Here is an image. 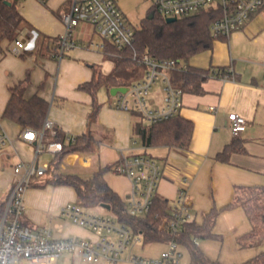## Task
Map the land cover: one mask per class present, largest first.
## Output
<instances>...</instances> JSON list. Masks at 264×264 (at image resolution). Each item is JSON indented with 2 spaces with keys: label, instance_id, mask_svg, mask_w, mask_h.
Segmentation results:
<instances>
[{
  "label": "crops",
  "instance_id": "0c3cea01",
  "mask_svg": "<svg viewBox=\"0 0 264 264\" xmlns=\"http://www.w3.org/2000/svg\"><path fill=\"white\" fill-rule=\"evenodd\" d=\"M71 4L72 0H22L20 12L31 29L43 37L42 45L31 49V53L16 55L11 52L13 43H5L0 51V121L12 139V144L2 154L0 202L6 199L13 184V167L19 162L32 161L35 155L34 145L20 137L23 128L2 118L10 98L9 88L28 75L30 84L27 96L39 92L50 102L48 118L55 128L67 137L91 133L99 144L95 152L65 155L57 171L61 175L89 179L101 168H112L122 155L148 154L162 160L164 176L157 194L168 200L169 205L177 197L180 178L185 174L192 177L189 191L198 223L214 206L221 208L231 203L237 186L264 185V11L255 15L228 40H215L212 49L190 60L189 64L195 68L222 69L224 73L232 70V73L228 74L231 79L226 81L220 77L207 79L202 85L204 92L201 94L184 93L180 115L194 122V133L190 148L181 150L144 145L135 131L140 121L137 113L116 110V96L106 87L98 92L100 108L93 116L92 97L78 90V86L92 79L93 66L103 74H110L116 56L92 48H66L61 54L63 44L57 47L58 43L49 42V39L59 40L65 36L67 28L61 17L70 10ZM26 33L20 37L23 38ZM98 36L101 38L93 25L80 22L68 41L102 44L103 39L98 40ZM240 46H243L242 52ZM57 49L58 53H55ZM43 83L44 87L39 89ZM162 88L159 82L151 90V100L155 106L162 103ZM210 107L215 110L211 111ZM232 112L247 120V128L240 135L246 141L247 152L233 154L228 163H221L215 160V156L234 139L228 123V115ZM254 132L260 133L257 139L253 138ZM53 157L52 154L51 160ZM48 177L46 174L27 191L24 222L49 229L56 239L97 240L98 236L93 231L60 214L66 204L77 203L75 189L66 185L44 184L43 180ZM105 178L110 187L127 202L131 191L130 180L111 170ZM224 219L229 221V228L223 232L219 224ZM249 230L250 223L241 208L227 210L220 214L215 226V232L223 236V241L203 240L198 246L211 260L220 264H242L264 252V245L256 249L238 246L237 236ZM164 249L165 244L137 243L121 256L118 264H132L131 257L134 255L157 258ZM180 249L181 264H191L189 252L185 248ZM64 255L51 264H81V260L84 261L80 256L71 254V258H66ZM20 264L35 263L24 259Z\"/></svg>",
  "mask_w": 264,
  "mask_h": 264
},
{
  "label": "built area",
  "instance_id": "2783aa9c",
  "mask_svg": "<svg viewBox=\"0 0 264 264\" xmlns=\"http://www.w3.org/2000/svg\"><path fill=\"white\" fill-rule=\"evenodd\" d=\"M153 10L166 18H184L202 11L219 10L221 17L211 25L214 36L229 38L233 33L243 29L247 23L264 7V0H152ZM62 21L67 31L63 37V49L92 48L103 51L105 42L110 41L118 48L131 45L135 39V29L127 24L126 18L116 0H72L69 11L62 14ZM84 22L94 26L103 39L102 44L77 43L68 41L73 29ZM39 33L31 30L26 36L13 42L11 52L20 55L24 51L34 49ZM137 61L147 67L139 81L130 86L126 93H117L114 108L126 113H137L145 124L159 123L180 115L183 106L184 91L174 86L170 72L186 69L185 63L178 60H154L148 55ZM264 65V60H263ZM214 73L224 81L231 79L228 74ZM232 75V74H231ZM161 82L163 98L159 106L151 100V90ZM264 87V82H263ZM214 111V107H210ZM229 128L234 137H239L247 128V120L232 112L228 115ZM46 131L55 133V126L48 118L41 130L24 128L20 137L34 145L35 155L30 162H19L13 167L14 181L6 197V206L0 218V264H19L21 260H29L35 264H51L63 254L80 256L85 262L97 264H118L121 256L137 243L141 236L135 235L131 228L118 221L114 214L98 215L85 209L78 203L66 204L61 208V216L93 231L98 239H56L47 228L26 224L23 220L27 191L47 174L49 164H40L39 158L44 153L57 155L62 153L63 145L59 142L46 143ZM75 137H67L73 142ZM12 144V139L0 121V169L4 149ZM114 174L127 177L131 182V191L127 199L130 216L147 215L158 195V187L164 176L163 165L148 154L133 156L122 155L111 168ZM192 177L183 175L179 180L177 197L169 206V216L164 218L161 228L177 235L185 227L195 221L194 203L190 195ZM182 251L176 240L165 244V249L157 258L134 255L132 264H181Z\"/></svg>",
  "mask_w": 264,
  "mask_h": 264
},
{
  "label": "trees",
  "instance_id": "16d2710c",
  "mask_svg": "<svg viewBox=\"0 0 264 264\" xmlns=\"http://www.w3.org/2000/svg\"><path fill=\"white\" fill-rule=\"evenodd\" d=\"M22 0H0V51L5 43L11 44L24 32L31 31L29 23L20 12ZM264 11V7L262 8ZM58 13V12H57ZM221 17L220 11L208 10L178 18L168 23L167 18L152 9L135 29L134 42L124 48H118L110 41L105 42V53L116 56L114 68L110 74L93 66V77L90 81L78 86V90L88 93L93 100L95 116L100 108L97 95L102 87L132 86L143 78L147 67L137 59L144 55L154 60L174 59L185 63L186 69H176L170 72L175 87L184 93L201 94L204 92L203 83L213 77L214 73L225 74L224 70H202L192 67L190 60L213 47L215 40H228L225 36H214L211 25ZM43 37L39 34L34 48L42 45ZM63 39H49L50 43L62 45ZM24 51V54L31 53ZM58 53V49L55 51ZM30 75L23 81L9 88L10 98L2 115L3 119L24 128L41 130L50 110V102L39 92L27 96ZM44 87V83L39 89ZM136 116L140 119L139 114ZM144 145L151 147H166L169 149L188 150L194 133V122L178 115L169 120L154 124L139 121L135 127ZM46 143L59 142L63 151L54 155L47 170L48 178L44 184L66 185L75 189L77 203L88 210L103 205L110 206V212L118 221L127 224L135 235L141 236L143 244H166L176 240L180 248H185L191 258V264H220L211 260L198 246L199 241H223V236L215 232L216 222L220 214L234 208H241L250 223V230L237 236L238 246L245 249H256L264 245V185H239L235 188L234 199L221 208L214 206L201 223L196 220L189 223L177 235H173L161 228L162 220L169 216V202L157 195L151 211L143 217L130 216L127 203L110 187L105 175L111 168H101L89 179H82L76 175H61L57 171L63 157L75 152H95L99 144L91 133H84L75 137L73 142L67 141V136L55 128V133L46 131ZM246 141L239 137L225 146L215 156V160L228 163L233 154L246 153ZM36 182L41 180L36 179ZM6 200L0 202V218L5 210ZM242 264H264V252L247 259Z\"/></svg>",
  "mask_w": 264,
  "mask_h": 264
},
{
  "label": "rangeland",
  "instance_id": "374dc122",
  "mask_svg": "<svg viewBox=\"0 0 264 264\" xmlns=\"http://www.w3.org/2000/svg\"><path fill=\"white\" fill-rule=\"evenodd\" d=\"M116 2L118 4L119 8L121 9V11L123 12V14L126 18L127 24L130 27H132L133 29H136L140 26L142 20L147 16L149 10L152 9V7H153V1L152 0H116ZM237 32H235V33H237ZM97 38H98V40H102L99 36ZM239 49H240V52H242L243 46L242 47L240 46ZM152 92H151V95H152ZM258 134H260V133L258 132ZM258 134H257V132H254L253 138L257 139L256 137L258 136ZM51 158H52V154L45 153L40 157V163L41 164L48 163V162H50ZM157 160L162 164L161 159H157ZM45 177H46V175H45ZM91 212L94 214H110L111 213L109 210L102 208V207H97L96 209H93ZM228 228H229V221L227 219H224L219 224V229L224 232V231H227ZM199 243H200V241L198 242V244ZM71 256H72L71 254L67 253L63 257H66V258L70 257L71 258ZM81 264H90V263H87V262L81 260Z\"/></svg>",
  "mask_w": 264,
  "mask_h": 264
},
{
  "label": "water",
  "instance_id": "95a60500",
  "mask_svg": "<svg viewBox=\"0 0 264 264\" xmlns=\"http://www.w3.org/2000/svg\"><path fill=\"white\" fill-rule=\"evenodd\" d=\"M166 21H167L168 23H172V22H175L176 19H175V18H167ZM127 90H128L127 87H114V88L111 89V94H112L113 96H116L117 93H119V92H120V93H126ZM102 207L105 208V209H107V210H110V206H108V205H103Z\"/></svg>",
  "mask_w": 264,
  "mask_h": 264
}]
</instances>
